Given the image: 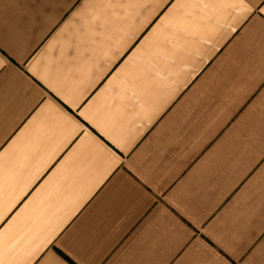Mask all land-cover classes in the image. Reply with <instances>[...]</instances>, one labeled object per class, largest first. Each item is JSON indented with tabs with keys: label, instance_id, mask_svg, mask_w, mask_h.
I'll return each mask as SVG.
<instances>
[{
	"label": "crops",
	"instance_id": "1",
	"mask_svg": "<svg viewBox=\"0 0 264 264\" xmlns=\"http://www.w3.org/2000/svg\"><path fill=\"white\" fill-rule=\"evenodd\" d=\"M0 264H264V0H0Z\"/></svg>",
	"mask_w": 264,
	"mask_h": 264
}]
</instances>
